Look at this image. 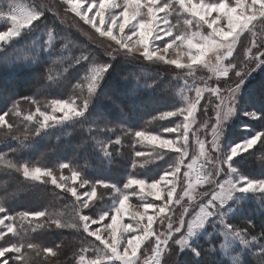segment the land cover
Instances as JSON below:
<instances>
[{
  "label": "snow or ice",
  "instance_id": "snow-or-ice-1",
  "mask_svg": "<svg viewBox=\"0 0 264 264\" xmlns=\"http://www.w3.org/2000/svg\"><path fill=\"white\" fill-rule=\"evenodd\" d=\"M61 4L66 12L73 13L83 25L94 30L101 38L98 46L108 42L103 56L87 50L73 55L71 47L75 45L71 40H64L57 47L59 37L55 26L45 23L47 13L52 12L45 3L0 0V21L4 22L0 25V76L26 75L34 87L29 95L10 98L11 106L0 113V142H15V147L0 154V165L15 174L24 187L51 184L70 193L75 198V216L65 221L47 209L8 214L4 200L15 198L20 189L6 191L0 198V264H32V254L39 256L41 252L45 256L43 264H52L47 258L55 260L60 245L41 246L27 237L29 229L35 233L53 225L56 229L86 234L85 239L94 238L87 246L82 242L74 254V264H252L249 257L255 264H264V243H260L264 241V222L258 226L259 236L255 234L254 222L256 212L264 218V178H252L234 166L239 163L237 158L245 153L254 154L257 146H264V130L239 141L229 139L232 125L241 118L264 123V42L258 43L256 39L257 25L264 27V0H61ZM181 20L182 30L178 27ZM205 26L207 31H201ZM37 33L41 35L37 37ZM246 33L251 34L252 40L237 63L235 53ZM173 52L175 58H169ZM185 56L187 62H182ZM145 62L174 66L193 78L207 69L216 78V86L204 81V86L199 87L195 81L189 85L187 79L176 77L184 79L182 87L169 99L168 109L152 119L182 117V121L163 127L162 133L153 134L147 129L133 131L130 127L125 130V135L140 145L134 151L137 159L131 163L133 169L145 168L153 161H163L166 165L149 178L150 183L130 174L122 190L106 180H91L89 168L111 166L115 159L112 145L122 143L119 136L105 140L91 135L92 127L89 138L77 141L73 148L76 160L57 158L44 162L47 153L35 161L25 158V149L44 142L58 129L89 124L101 134L114 132L110 113L95 111L97 101L118 103L117 98L104 92L108 78L124 66H146ZM257 74L261 76V85L258 93H254L250 86ZM160 79L157 76L148 87L158 86ZM121 87L128 95L138 90L126 78ZM193 88L194 98L185 94V89ZM54 91H68L69 98L55 96L41 106L37 96ZM205 93L215 98L211 104L214 120L204 121L200 129L193 131ZM257 94L259 108L254 103ZM21 102L33 105L34 110L23 114ZM204 107L207 114L208 105ZM10 115L21 118L20 122H10L6 119ZM244 127L247 131L248 126ZM201 129L210 140L199 137ZM171 133L175 134L174 138L164 135ZM190 137L198 146V155L185 163ZM172 153L176 154L174 160ZM258 158L264 164V155ZM182 169L186 170L182 172ZM65 170L70 175H64ZM181 173L185 187L183 194L174 199ZM204 184L214 186L210 193L201 194L210 197L206 203L200 202L194 214L185 207L179 220L174 221L175 205L185 197L191 205L196 200V186ZM98 187L115 193L108 210L99 214L96 212ZM78 188L85 190L81 193ZM145 188L153 199L142 204L143 211L130 212V195L138 193L124 190L139 189L143 193ZM103 196L101 193V201ZM86 209L90 214H83ZM126 216L135 223H124ZM245 218L247 223L243 228L232 222ZM157 221L163 230L154 227ZM101 223L103 233L101 227H92ZM96 241L99 244L92 247ZM149 247L150 256L145 252Z\"/></svg>",
  "mask_w": 264,
  "mask_h": 264
},
{
  "label": "trees",
  "instance_id": "trees-1",
  "mask_svg": "<svg viewBox=\"0 0 264 264\" xmlns=\"http://www.w3.org/2000/svg\"><path fill=\"white\" fill-rule=\"evenodd\" d=\"M45 23L49 26H53V25L55 26L59 39H73V37L71 36L73 34L66 28H64L66 30L64 31L62 26L55 19L49 17L47 18ZM3 24L4 22L0 21V25ZM75 41L78 42L77 40ZM88 51L93 52L97 56H103V54L98 49H94L93 47H90V50ZM165 73L166 74H160L159 71H156L154 69H149L148 67L140 66V65L135 67L131 65L124 66L120 72L113 73L108 78L104 86V92L110 97L117 98L119 102L109 103L107 101H103V102L97 101L95 111L98 112L105 111L107 113H110L111 119L113 121L110 127H112L113 125H121V121H123V127L126 129L130 127L132 128V130L136 131L141 128H144L147 122L150 119H152L153 116L158 115V113L163 110H167L169 107L168 99L170 96L167 93L166 87L169 85L171 78H173L174 76L168 72ZM157 76L161 78L158 81V86L149 88L148 86L152 84L153 80H155ZM125 78L127 79V83L129 85L136 87L138 89L137 91L133 92L131 95H128L127 92L123 90L121 87L122 82H124ZM260 85H261V76L260 74H257L250 88L254 93H258ZM33 91H34L33 83L26 75L4 74L3 76H0V113H2L3 111H7L8 107L11 106L10 98H18L19 96L29 95ZM67 93L69 92L54 91L49 94L39 95L37 96V99L41 103H44L47 101V99L53 98L55 96L65 98V95ZM159 100H161L162 103L157 105L156 102ZM254 103L256 108L260 107L258 94L255 96ZM24 104L26 105L27 102H24ZM27 106H28L27 108L21 107L23 113L24 110L26 109L29 110V107L31 105L28 104ZM6 119H8L10 122L13 123H19L21 118L12 117L10 115L9 117H6ZM158 121L160 123H158L157 128L160 130L161 133L162 125L168 124L169 121L168 120H163V121L158 120ZM245 125L248 126V130L241 131V129H243L242 127H244ZM86 128L87 127L83 125V126H76L74 129L72 127L58 129L44 142H41L38 145H34L32 148L25 149L24 156L25 158L35 161L41 157L42 153H47V157L44 162H52L57 158H67L69 160H76L78 157H77V153L73 151V148L76 145L74 141H76L77 139L81 140V138L79 137L81 135L84 136L83 138L88 137ZM259 130H264V123H261L259 121H250L241 118L236 121L235 129L230 132L233 134V138L229 136V139L234 141H239L244 136H247L250 133H254ZM69 133L70 135H68ZM0 136H2V132H0ZM124 141L125 144L128 143V139H125ZM10 147H15V142H10L8 144L0 142V154L7 153ZM262 148H264V146H257V148L253 150L254 154H248V153L243 154L242 158H237L239 160V163L234 166H236L240 172L252 178H264V164H262L260 159L258 158L261 155H264V152L261 151ZM80 155H83V153H81ZM126 155H128V152ZM9 158L12 159L13 157L9 156ZM164 167H166V165L164 164L163 161L152 163L149 166H146L145 168L142 169L143 175L145 174V172H148L150 178L152 177V175H155L156 173L160 172ZM96 169H99V171L96 172ZM4 170L7 169L1 166L0 167V198H3L5 196L6 191L8 193H11L18 188L20 189L17 197L13 198L14 200L12 201L11 199L4 200L5 206L8 208L9 214L14 215L16 212L25 211V208L27 206L26 203L28 201H25L24 199L25 197L28 198V196L31 197L33 195L34 197L41 196V199H39L35 203L31 201L33 203V207H41V204H39V202L46 197L49 201L57 205L63 204L62 199L65 202L67 200L66 199L67 196H64V194L62 193H55V195L51 196L49 193L50 187L45 188V185H41L38 188L24 187L17 180L15 174L10 173L8 171L4 172ZM88 172H89V177L93 180L98 179L99 176L103 177L104 179H107V174H109L112 177V178L109 177L107 180H112L114 177L113 174H116V176H118L119 173L123 174L125 170L119 172V170L117 171L115 168L112 171H108L107 166L97 165L94 167H90ZM97 173L99 174V176L95 178L94 175H97ZM128 173L129 172H125L122 176L127 175ZM118 180L121 181V178H119ZM58 195H61L62 197V199L59 202H58L59 199L56 200V197ZM73 205L74 204L72 203V200H70L69 202L70 209L73 208ZM174 214L176 215L175 212ZM232 222L237 227L243 228L247 223V218L235 219ZM254 222L257 225V231L255 234L259 236L258 226L261 222H264V218L260 217L259 212L255 213ZM48 228L49 227H47V229ZM45 230L39 232V234H42L41 237L35 235L33 236V238H30V240L41 246H53L54 244H59L60 247L64 245L62 244L63 240L68 241L69 239H71V237H74L76 239L83 238V242L86 243H88L91 240L88 238L85 239L86 237L85 234L82 236L80 233H77L75 230L72 229H59L60 233H57L58 230H56V233L55 230H51V231H45ZM55 234H57V236H55ZM200 243H203V241H201ZM260 243H264V241H260ZM63 247L66 248L65 252L67 253L68 246L64 245ZM249 259L252 260V264H255V260L253 258L249 257ZM68 263H69L68 258L65 259L62 258L60 262L58 261L55 264H68ZM52 264L54 263L52 262Z\"/></svg>",
  "mask_w": 264,
  "mask_h": 264
},
{
  "label": "rangeland",
  "instance_id": "rangeland-1",
  "mask_svg": "<svg viewBox=\"0 0 264 264\" xmlns=\"http://www.w3.org/2000/svg\"><path fill=\"white\" fill-rule=\"evenodd\" d=\"M38 2H43L46 5L51 7L52 12L47 13V18L51 17V18L55 19L62 26L63 29L66 28L67 30H69L73 34V35H71L73 37V39H58L57 47H59L60 43L64 40H71L73 42V44L75 45V47L70 46L71 52L73 55H78L80 50H87L88 51V50H90V47H93L94 49H98L102 54L104 53L105 47H106L108 42L105 41L104 46H98V41L101 38H99L98 35L94 32V30L91 29L89 26L83 25V22L80 21L79 18L76 17L73 13L66 12L64 10V6L61 4V0H38ZM121 2H122V0H121ZM53 13H56L57 15H54ZM89 15H92V13H89ZM173 23L174 24L176 23L175 18H173ZM178 27L181 30L183 29L182 20H181ZM42 28H43V26H42ZM193 30H195V28H193ZM64 31H66V30L64 29ZM201 31H207V27L205 26L203 29H201ZM256 32H257L256 39H257L258 43L264 42V27L257 25ZM40 35H41V33H37V37H39ZM74 39L77 40L78 42H76ZM251 40H252L251 34L246 33L241 37V40L238 44V51L235 53V62H237V63L240 62V60L242 59L241 54H242L244 48H246L247 46L250 45ZM65 55H67V53H65ZM175 56H176V53L173 52L171 57H169V58H175ZM182 62H187L186 56L182 58ZM145 65H146L145 67H148L149 69H154L156 71H159L160 74H166L165 72H168V73L172 74L174 77H182L184 79H187L189 85L193 84V82L195 81L197 86L203 87L204 81H207L208 85L216 86L215 76L211 72H209L207 69H203V70L197 72L196 77L193 78V77H187L184 72H181L179 70L174 69V66H167V65H162V64L161 65H148L147 62H145ZM140 66H144V65H140ZM174 77L171 78L169 85L166 87L167 93L170 96L169 99L175 93H177L180 90V88L182 87V85L184 83V79L178 80ZM209 77H211V79H209ZM185 94L194 98L195 89L194 88L191 90L185 89ZM67 98H69V93H67L65 95V99H67ZM169 99H168V102H169ZM177 99H178V97H177ZM214 100H215L214 97H211L209 94L205 93L204 99H202V101H201L202 107L201 106L199 107L198 112L196 114V123L193 124V126H192L193 131H195L196 129H200V126L204 121L213 122L215 112L213 111L211 104H212V102H214ZM44 103H41V106H43ZM156 103H157V105H159L162 103V101L159 100ZM28 104L29 103H27L25 105L24 102H21L20 107L27 108ZM204 105H208L207 114H205V112H204L205 111ZM32 110H34L33 105H31L29 107V110L26 109V110H24V113L23 112L22 113L27 114L29 111H32ZM168 121H169L168 124L162 125V129H163V127H166V126H173V124L176 122H181L182 117H180V118L173 117V118L168 119ZM158 123H160L158 120L150 119L147 122L146 126L144 128L139 129V130L147 129V130L151 131L153 134H160V130L157 128ZM84 125L87 127L86 130H87V136L88 137H89V128L92 127L93 131H92L91 135L96 136L97 138L105 139V140H107L108 138H111L114 140L116 138V136H119L121 138L122 143L120 145H112V151L115 154V159H114L111 166H107V170L112 171L116 168V170L117 171L119 170V172H121L122 170H125V172H129L127 175H124V176H122V175L125 172L123 174L119 173L118 176H116V174H113L114 177L112 180H107L109 177H111L109 174H107V179H104L103 177L99 176L98 173H97V175H94L95 178H97L99 176L98 179L109 181V182L115 184L117 187H119L122 190H123V183L126 182V179H127L128 175H130V174L135 175L137 178L148 179V182L149 183L151 182V180L149 179V173L148 172H145V174L143 175V171H142L143 168L137 167L136 169H133L131 167L132 161L134 159H137L134 157V151L139 149L140 145L134 144L132 137L125 135L126 128L122 127L121 125H113L112 127L115 129L114 132H106V133L101 134L98 131H96L95 126H92L89 124H84ZM235 125H236V123L232 125V127L229 131V136L231 138H233V134L230 132L235 129ZM242 128L243 129H241V131H245V127H242ZM133 131H135V130H133ZM78 132H79V130H78ZM161 133H162V130H161ZM164 135L166 138H174L175 137L174 133L164 134ZM198 135L201 139H208V140L211 139L210 136H206L203 129H201L198 132ZM79 137L81 139H83L84 136L81 135ZM88 137H86V138H88ZM125 139H128L127 144H125V141H124ZM77 141H80V139H77L76 141H74V143H76ZM127 152H128L129 156L126 155ZM171 155H172L173 160H174L176 154L172 153ZM197 155H198V146L193 142V139L190 137L189 157L187 158L185 163L190 162L191 159ZM118 162H120V163H118ZM156 162H158V161H153L152 163H156ZM152 163H150V164H152ZM150 164H148L146 166H149ZM1 166L2 165H0V167ZM197 167H199V162L197 164ZM183 170H186V169H182V172H183ZM5 171H8V170H4V172ZM97 171H99V169H96V172ZM59 174L60 173L57 172L58 176H59ZM64 175L68 176V175H70V173L67 170H65ZM119 178H121V181L118 180ZM157 178H158V176H157ZM195 178H196V175H195V173H193L192 179L195 180ZM221 178H223V177H221ZM91 180H93V179H91ZM71 183L72 182L69 181L70 185H71ZM48 187H50L49 193L51 196L55 195V193H62V194H64V196H67L66 202L62 199L61 195H58L56 197V200L59 199L58 200V202H59L62 199L63 204L57 205V204L49 201L46 197L42 201L39 202V204H41V207H33L32 202L35 203L36 201L41 199V196L34 197V195H33L32 197L28 196V198L25 197L24 200L28 201L26 203L27 206H26L25 210H45V209H47L49 213H51L53 215H58V216H60V218H62L65 221H69V220L73 219L75 216V198L72 197L70 195V193H65L60 189H56L54 185L48 184L45 186V188H48ZM184 187H185L184 178H183V175L181 173V175L179 177V182L177 184V193H176V196H174V199L178 198L180 195L183 194ZM213 188H214V186L211 184L197 185L196 189H195L196 200L193 201L190 205L187 197H185L179 205H175L176 215L175 214L173 215V220L174 221L179 220V217L183 214L185 207L189 208L190 214H194L195 211H198L199 203L200 202L206 203L207 199L210 198V197H204L201 194L202 193H210ZM84 190L85 189H79L78 188V191L81 193ZM133 190L136 191L138 193V195H135V196L130 195L129 211L130 212L143 211L142 204L144 202L151 201L153 199L152 197L147 195L149 189L145 188V191L143 193H140L139 189H130V190H124V191L131 193ZM101 193L104 194L102 201L99 199ZM113 195H115V193L111 189H104V188H100V187L97 188V198H96V212H97V214H99L101 212V210H108V208L110 207V204L112 202V196ZM141 197H143V200L141 199ZM12 200H14V199H11V201ZM70 200H72V203L74 204L72 209H70V207H69ZM90 203H92V202H90ZM155 203H159V202L157 201ZM83 214H90L89 210H87V209L83 210ZM149 214H151V210H149ZM0 215H2V214H0ZM129 222L135 223V222L131 221L126 216L124 219V223H129ZM17 227H19V223L17 224ZM25 227H27V226L25 225ZM92 227L93 228L101 227V231L103 233V223H101L100 225H93ZM154 227H156L158 231L163 230V228L159 225L158 221L156 224H154ZM163 227H166V224ZM44 230L45 231L55 230V233H56V230H58L57 233H60L59 232L60 230L56 229L54 225L48 229H47V226H45V228L39 229L35 233H32L29 229V235H28L27 239L33 238V236H35V235H38L39 237H41L42 234H39V232H42ZM55 236H57V234H55ZM87 238L91 239L88 243H90L92 240H94V238H91V237H87ZM205 239H207V237H205ZM82 242H83V238L76 239L74 237H71V239H69L68 241L63 240L62 244L68 246L67 253L65 252L66 248L63 247L64 245H62L59 249V255L57 258H55V260H53V258H51V257H48L47 259L52 261L55 264L58 261L60 262V260L62 258L63 259L68 258V262H69L68 264H74V260H73L74 254L78 251ZM83 243L86 246L88 245V243H86V242H83ZM97 244H99L98 241H96L95 244H93L91 246L95 247V245H97ZM145 252H146V255L150 256L151 255L150 247L148 249H146ZM86 255L91 256L92 253H87ZM32 256H33L32 264H43V262L45 260V256L42 252L39 256H36L35 253H33Z\"/></svg>",
  "mask_w": 264,
  "mask_h": 264
}]
</instances>
